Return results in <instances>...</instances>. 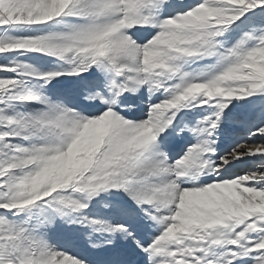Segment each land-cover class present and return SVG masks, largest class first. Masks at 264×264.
<instances>
[{"label": "snow or ice", "instance_id": "snow-or-ice-1", "mask_svg": "<svg viewBox=\"0 0 264 264\" xmlns=\"http://www.w3.org/2000/svg\"><path fill=\"white\" fill-rule=\"evenodd\" d=\"M0 264H264V0H0Z\"/></svg>", "mask_w": 264, "mask_h": 264}]
</instances>
